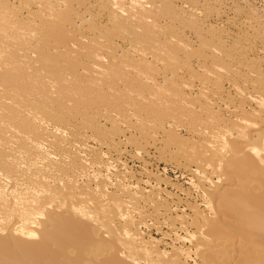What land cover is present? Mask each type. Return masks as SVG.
Wrapping results in <instances>:
<instances>
[{"label": "bare ground", "instance_id": "1", "mask_svg": "<svg viewBox=\"0 0 264 264\" xmlns=\"http://www.w3.org/2000/svg\"><path fill=\"white\" fill-rule=\"evenodd\" d=\"M226 1L0 0V264H264V18Z\"/></svg>", "mask_w": 264, "mask_h": 264}, {"label": "rangeland", "instance_id": "2", "mask_svg": "<svg viewBox=\"0 0 264 264\" xmlns=\"http://www.w3.org/2000/svg\"><path fill=\"white\" fill-rule=\"evenodd\" d=\"M228 2L229 6H235L237 4H239L240 6L244 7V9H246L247 7V11H254V12H258V14H260L263 18H264V0H228L226 1ZM230 2V3H229ZM256 12V13H257ZM132 159H128V166L129 168H132L130 170H137L139 168V163L132 160ZM154 164V163H153ZM152 164V168L154 170H160L163 174V178L167 179L169 178V180L172 182H176V183H182L184 185V187H187L188 185L185 183L187 181L186 177H183L179 172H177L175 169L166 166L167 164H160L158 165L157 163H155L154 165ZM165 165V166H164ZM159 167V168H157ZM171 178V179H170ZM186 178V179H185ZM83 180V179H82ZM81 181V178L75 180V183H79ZM171 189V188H170ZM152 235L159 237V233H155L153 232Z\"/></svg>", "mask_w": 264, "mask_h": 264}]
</instances>
